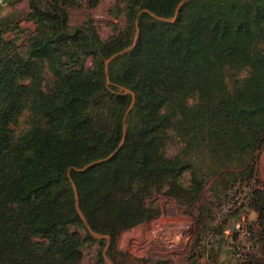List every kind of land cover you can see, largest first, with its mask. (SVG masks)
Wrapping results in <instances>:
<instances>
[{
    "label": "trees",
    "instance_id": "16d2710c",
    "mask_svg": "<svg viewBox=\"0 0 264 264\" xmlns=\"http://www.w3.org/2000/svg\"><path fill=\"white\" fill-rule=\"evenodd\" d=\"M181 1L125 0L126 26L108 40L92 22L70 26L78 0H28L36 28L24 41L16 14H0V264H81L95 242L121 264L111 252L161 214L155 194L190 207L214 177L227 179L225 192L254 186L264 0H186L177 12ZM249 201L264 220L261 190ZM213 215L198 217L196 264ZM258 245L242 259L231 243L235 264H264Z\"/></svg>",
    "mask_w": 264,
    "mask_h": 264
},
{
    "label": "rangeland",
    "instance_id": "374dc122",
    "mask_svg": "<svg viewBox=\"0 0 264 264\" xmlns=\"http://www.w3.org/2000/svg\"><path fill=\"white\" fill-rule=\"evenodd\" d=\"M124 5L125 0H78V3L68 6L69 24L76 28L92 22L100 37L108 40L126 26L122 10ZM28 10V0H20L13 5L3 4L0 10L1 15L16 14L19 21L23 22L20 24V41H24L36 28L33 21L25 18ZM16 32L9 33L10 37L16 36ZM258 47L264 50V43H259ZM86 64L91 66V58L87 59ZM241 75L246 76L247 71H243ZM26 118L25 113L17 130L24 126ZM180 147L181 143L174 138L167 145V154L176 155ZM254 172L256 174L254 186L237 184L231 186L227 192H225L229 185L227 179L217 177L210 179L199 200L190 207L166 193L155 194L153 201L160 205L161 214L149 222L122 232L117 246L111 252L112 256L121 264H196L193 248L199 239L196 232L197 220L201 213L209 216L212 211L214 215L211 223L215 225V231L201 237L204 244L198 246L197 250L202 251L203 256L198 260V264H209L215 260L216 255L218 264H235L237 257L231 249L230 242L235 240L233 235L236 230L245 233L247 229L252 231L253 241H257L260 247L263 245L264 250V220L259 218V213L249 204L252 188L260 189L264 200V141ZM185 175L188 179L189 174ZM237 240L241 241L240 247L251 242L243 234L239 235ZM106 249L102 242L91 245L85 243L81 264L114 263L113 259L105 254ZM102 252L105 254V263L99 258ZM123 253L131 256L124 259Z\"/></svg>",
    "mask_w": 264,
    "mask_h": 264
},
{
    "label": "built area",
    "instance_id": "2783aa9c",
    "mask_svg": "<svg viewBox=\"0 0 264 264\" xmlns=\"http://www.w3.org/2000/svg\"><path fill=\"white\" fill-rule=\"evenodd\" d=\"M4 1L5 0H0V4L3 5ZM241 234L246 235L247 238L251 241L249 243V245H244V246L241 247L243 249V251L240 248L241 241H239V240H232L230 243L236 245L239 249H241V252H240L241 254H239V256H241V258L244 259L246 257V255H245L246 252H249V251L250 252H257V250L259 248V245H258V243H256L255 241H253V239H252V233L248 229H247L246 233L244 231H239V235L240 236H241Z\"/></svg>",
    "mask_w": 264,
    "mask_h": 264
},
{
    "label": "water",
    "instance_id": "95a60500",
    "mask_svg": "<svg viewBox=\"0 0 264 264\" xmlns=\"http://www.w3.org/2000/svg\"><path fill=\"white\" fill-rule=\"evenodd\" d=\"M185 1H186V0H182V1H181L179 7L177 8V12L179 11L180 6L183 5V4L185 3ZM4 2H5V1H4ZM108 82H109V81H108ZM132 95H133V99H132V102H131V104H130V106H129L128 112L132 109V107H133V105H134V102H135V94L133 93ZM116 151H117V150H116ZM116 151H114V152L109 156V158L112 157V156L116 153ZM96 164H97V162L90 163V164L86 165L85 167H83L82 170H86L87 168L92 167V166H94V165H96ZM75 189H76V187H75ZM111 264H114V263H111Z\"/></svg>",
    "mask_w": 264,
    "mask_h": 264
},
{
    "label": "crops",
    "instance_id": "0c3cea01",
    "mask_svg": "<svg viewBox=\"0 0 264 264\" xmlns=\"http://www.w3.org/2000/svg\"><path fill=\"white\" fill-rule=\"evenodd\" d=\"M8 1H9V0H5V2L3 3L4 6H6V5L8 4ZM22 1H23V0H22ZM22 23H23V22H20L21 25H22Z\"/></svg>",
    "mask_w": 264,
    "mask_h": 264
}]
</instances>
